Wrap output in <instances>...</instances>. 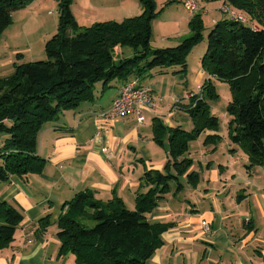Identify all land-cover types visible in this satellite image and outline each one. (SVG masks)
I'll use <instances>...</instances> for the list:
<instances>
[{
	"label": "trees",
	"instance_id": "trees-1",
	"mask_svg": "<svg viewBox=\"0 0 264 264\" xmlns=\"http://www.w3.org/2000/svg\"><path fill=\"white\" fill-rule=\"evenodd\" d=\"M32 1L0 0V34L9 25L12 12ZM72 1L59 0V28L46 42L47 59L15 62L13 74L0 79V137H6L0 144L2 180L12 174L25 177L42 172L46 160L38 153V136L43 126L64 109L92 98L96 83L107 85L118 78L126 83L136 76L152 75V71L185 73V54L203 39L201 7L190 18V36L177 45L154 48L156 0H140L144 9L138 15L86 27L76 19ZM201 1L214 0H197L199 6ZM216 1L239 17L219 9L229 16L215 20L209 31L202 57L208 76L202 91L213 86V77L230 82L231 141L244 147L253 162L264 165V0ZM175 2L183 0H167L166 4ZM125 47L132 48L134 54L116 58L117 50ZM204 97L203 93L193 95L188 108L193 115L204 109ZM217 123L216 117H209L202 130ZM167 133L166 125L156 118L154 139L164 145ZM196 136V129L170 130L168 161L162 169L146 170L143 179L149 189L137 193L134 209L119 196L108 201L97 199L92 190L80 191L66 202L69 209L58 219L61 253L71 251L83 264H147L164 244L163 233L171 226L151 222L148 214L171 192L172 181L177 184L176 192L183 188V175L197 182L194 160L187 155ZM23 219L16 206L0 200V247L14 238ZM49 223V216H45L40 227L44 229Z\"/></svg>",
	"mask_w": 264,
	"mask_h": 264
},
{
	"label": "crops",
	"instance_id": "crops-1",
	"mask_svg": "<svg viewBox=\"0 0 264 264\" xmlns=\"http://www.w3.org/2000/svg\"><path fill=\"white\" fill-rule=\"evenodd\" d=\"M133 3L120 15H108L109 20L143 12L140 0ZM178 3L183 6L182 2L173 4ZM72 10L75 15L73 6ZM133 54L130 47L120 48V58ZM176 74L163 72L153 86L141 77V83L157 98V107L146 112L143 123L134 114L102 117L125 84L118 78L107 85L96 83L92 98L64 109L43 126L38 136V153L46 160L42 172L0 179V200L13 204L24 215L14 238L0 247V264H83L73 252L61 253L58 238V219L69 209L65 204L80 191L92 190L102 201L119 196L130 208L136 207L137 193L149 189L143 179L146 170L162 169L165 164L163 150L154 143L153 126L162 112L158 105L169 92L185 90L184 96L172 98V112L178 113L183 100H192L196 92L181 86L187 79ZM145 145L154 149L151 154L144 153ZM166 154L168 157V151ZM206 158L203 155L199 161L202 183L199 175L195 183L183 175V188L179 192L172 188L148 214L151 222L171 226L163 233L164 244L147 264H264L262 185L247 178L243 188H238L226 177L233 165L214 159L206 162ZM196 168L199 170L194 161L192 170L200 174ZM45 216L50 223L42 229L40 220ZM203 221L210 223L209 232L203 229Z\"/></svg>",
	"mask_w": 264,
	"mask_h": 264
},
{
	"label": "rangeland",
	"instance_id": "rangeland-1",
	"mask_svg": "<svg viewBox=\"0 0 264 264\" xmlns=\"http://www.w3.org/2000/svg\"><path fill=\"white\" fill-rule=\"evenodd\" d=\"M134 1L73 0L72 6L79 24L86 27L98 21L109 20L111 16L108 15L110 14L115 15V13H118L120 15L124 9H131ZM156 1L157 14L152 21V46L154 48L174 46L190 36L189 21L193 15L179 3L170 6L166 4L167 0ZM200 5V12L202 13L205 26L203 39L185 54L184 59L187 64V71L179 75H184V79H187V83L181 82V86L188 87L187 91H196L194 93L191 92L194 96H202V93L205 95L204 109L193 115L190 109L185 110V106L187 105L190 108L192 100L185 99L183 100V105L179 107L180 111L178 113L172 112V98L184 96L185 90H173V92H169L163 101L160 102L161 105H158V110L162 111L159 118L166 125L168 133L165 137L164 145L159 144L155 139L154 143L157 148L163 150V157H165L164 163L166 164L168 161L166 152L168 151L169 143L167 136L170 130L181 127L191 132L196 129L197 136L190 141L187 155L193 158L195 166L199 167V170L196 169L200 173L198 174L201 178L200 183L203 181V171L200 169L199 161L205 155L208 157L205 160L206 162L214 159L222 163L226 162V166L233 165V168L230 167L227 172L226 177H230L238 188L248 178L251 181H256L261 184L262 189H258L263 192L264 165L253 162L246 149L238 144L232 143L230 138L231 116L229 115L228 107L233 98L230 82L213 77V86L206 88L202 92L199 91V87L205 84L208 76L202 65V57L207 51L209 31L214 25L215 18L222 19L227 15L229 16V14L226 15L219 10L221 7H224L221 1H201ZM140 11L139 13H142ZM121 20L123 19L120 18L118 21ZM58 28L59 0H33L28 6L16 8L12 12L9 25L0 34V79L13 74L15 70L14 61L25 63L47 59L46 42L58 31ZM119 57L120 51L117 50L116 58ZM169 73L174 74L172 76L178 75L172 71H169ZM161 76L162 73L152 71V76L144 74L142 78L153 86L158 83ZM209 117H216L218 123L212 126L208 125L202 130L203 121H208ZM152 121L151 119V123ZM5 138L4 135L0 137V144H3ZM153 150L149 146L143 149L146 155L151 154ZM184 182L188 183L189 181L186 178ZM232 182L229 180L230 187ZM171 186L176 190L177 184L175 181L171 182ZM234 188L236 189V187ZM128 207L130 208V206Z\"/></svg>",
	"mask_w": 264,
	"mask_h": 264
},
{
	"label": "built area",
	"instance_id": "built-area-1",
	"mask_svg": "<svg viewBox=\"0 0 264 264\" xmlns=\"http://www.w3.org/2000/svg\"><path fill=\"white\" fill-rule=\"evenodd\" d=\"M183 5L190 14H194L199 9L193 0H183ZM222 10L229 12L232 17H239V14L231 12L226 6L222 7ZM199 91H202V87H199ZM156 107L157 98L150 87L143 85L141 78L136 76L125 83V87L121 88L111 106L104 110L101 115L106 119H112L134 114L138 122L143 123L146 119V112L153 111ZM202 226L206 232L211 230L208 221H203Z\"/></svg>",
	"mask_w": 264,
	"mask_h": 264
},
{
	"label": "bare ground",
	"instance_id": "bare-ground-1",
	"mask_svg": "<svg viewBox=\"0 0 264 264\" xmlns=\"http://www.w3.org/2000/svg\"><path fill=\"white\" fill-rule=\"evenodd\" d=\"M194 1V4L197 6V7H199V3L197 2V0H193ZM241 16V15H240ZM242 18V17H241ZM125 87V86H124ZM123 87V88H124Z\"/></svg>",
	"mask_w": 264,
	"mask_h": 264
}]
</instances>
